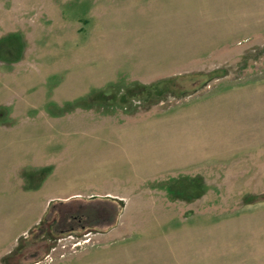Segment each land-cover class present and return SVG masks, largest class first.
Instances as JSON below:
<instances>
[{
    "label": "rangeland",
    "instance_id": "1",
    "mask_svg": "<svg viewBox=\"0 0 264 264\" xmlns=\"http://www.w3.org/2000/svg\"><path fill=\"white\" fill-rule=\"evenodd\" d=\"M0 92L44 96L37 111L83 96L69 108L84 121L124 128L68 130L82 162L62 181L133 186L113 207L97 198L96 229L87 195L18 213L9 202L20 196L3 187L0 264L123 252L129 264H170V254L195 257L180 264H264V0H0ZM13 179L0 177V189ZM32 215L36 225L16 236ZM53 220L62 224L50 229Z\"/></svg>",
    "mask_w": 264,
    "mask_h": 264
},
{
    "label": "crops",
    "instance_id": "2",
    "mask_svg": "<svg viewBox=\"0 0 264 264\" xmlns=\"http://www.w3.org/2000/svg\"><path fill=\"white\" fill-rule=\"evenodd\" d=\"M17 93H5L7 94L6 96L5 94L3 95L2 92H0V145L4 147L1 149L3 157L0 159V169L2 171L0 177L1 179H7V177L9 176L14 177V179L12 180L14 181V183H10V181H8V184L10 186L2 185L0 190H2L3 187L7 188L8 190L10 188L15 189V192H17V194L20 196V199H18V197L16 196L17 199L11 200V203L9 202V204L14 205L15 208L19 210L18 213L22 211L26 212L27 210L24 209V207L26 206H31V208L37 207L38 212H43L45 210L43 207L45 205L48 206L50 202H61L64 201L65 198L67 199L82 197L87 195L89 196V198H86L87 200H85V202L90 203L91 212L94 213L96 217L94 219L95 223L91 224L90 227H93V229L98 228L99 220L97 218V204L95 205L96 201H98L97 198L103 197L104 200L101 201H106V203H110L113 207L115 204L118 205L119 202L122 203V199H118V197L126 196L127 192L131 191L133 186H131L130 188H125V186L123 185V190L120 193H112L108 190H94L87 187L82 182H74L71 184L67 183L68 185H65L62 179L68 180L70 178V175H67V173H65L67 167L76 166L77 168L81 166L79 163L82 162L81 159H75L73 157L72 151L73 148H81L82 145L77 142L70 143L69 141L71 139L66 137V133H68V130H72L80 133L83 132L88 135L97 132L99 129L107 130L108 132H114L124 128V126L98 124V122L95 120V123H92V121L88 123L87 120L84 121L81 118L82 114L76 112V108H69L73 106H79L81 100L83 99V96H80L79 98L65 97L60 102L61 104H59V102L57 104L54 102H48L47 104L45 102H42L43 105H41V108L37 111V108H34L35 102H38L41 99L43 100L44 96L38 97L32 93H24L21 94L22 96H20V94ZM93 93H95V95H99L101 92L96 91ZM4 101L5 107L3 104ZM6 101H8V103H6ZM9 101L15 102L14 107L16 109L12 108L11 110L13 111L17 109L19 110V108L25 106L26 110H23V112L25 113L23 117L26 116V118L21 121V118L18 119L19 116L17 113L11 114L8 107L13 106V103H9ZM58 105H61L62 107L60 106V108H58ZM51 106L54 109H51ZM46 108H49L50 113L46 119H43L44 117L42 118V116H40L39 114L41 111H45ZM30 116H33V119H30ZM52 117L53 119H51ZM154 119L163 118L160 117ZM53 120H58L59 123L55 124L52 122ZM36 125L44 126L41 128L45 131V134L40 138L35 137V130L32 129ZM36 140H39V143H36ZM14 142H16L17 145H14ZM6 145H9L10 147H5ZM9 165L11 166V168H6V166ZM83 186H85L86 188ZM49 188L50 190H54V195L59 196L60 198H57V200L54 201L47 200L44 203L40 204H35L33 203V201H30V196L36 194L39 191ZM19 206L20 208L18 209ZM121 207H123V204L120 205V208ZM33 221H35L34 216L32 219H30L29 223L26 222L21 226V231H19L16 236L23 234L24 230H28L32 228V226L36 225L35 223H33ZM61 224H59L58 221L53 220V223L49 224V228L53 229L56 228L55 226ZM68 224L65 225L68 226L65 228H69L70 231L71 229H74L75 225H72V222H69ZM175 227L177 228L176 225ZM172 234H174L175 236V234H177V231L176 233L172 232ZM138 249L135 248L132 250L137 253L140 252V249ZM143 249L144 248H142L141 250ZM127 254L128 253L125 252L119 254L110 253L104 255L106 258H100L103 255H97V258H91L92 256L90 255H83L82 257H77L73 260L68 261V264H109L113 263L116 259L122 258H124V261L127 262L126 264H129L134 260V255L127 256ZM131 254H133V252ZM186 255L187 256H182L180 258L178 255L173 256L172 254H170V264H180L179 262H181V260L182 262L195 260L193 254ZM161 264L166 263L162 260Z\"/></svg>",
    "mask_w": 264,
    "mask_h": 264
}]
</instances>
